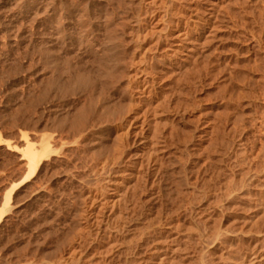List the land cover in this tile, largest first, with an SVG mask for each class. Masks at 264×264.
Here are the masks:
<instances>
[{"label": "rangeland", "instance_id": "rangeland-1", "mask_svg": "<svg viewBox=\"0 0 264 264\" xmlns=\"http://www.w3.org/2000/svg\"><path fill=\"white\" fill-rule=\"evenodd\" d=\"M0 214V264H264V0H0Z\"/></svg>", "mask_w": 264, "mask_h": 264}, {"label": "bare ground", "instance_id": "bare-ground-1", "mask_svg": "<svg viewBox=\"0 0 264 264\" xmlns=\"http://www.w3.org/2000/svg\"><path fill=\"white\" fill-rule=\"evenodd\" d=\"M111 2V1H110ZM125 3V2H124ZM136 3V2H135ZM137 5V4H136ZM118 6V5H117ZM120 6V5H119ZM134 6H135V4H134ZM142 6H144V5H142ZM121 7V6H120ZM137 7V6H136ZM138 7H139V5H138ZM137 7V8H138ZM135 8V7H134ZM136 8V9H137ZM148 8H149V4H148ZM87 9V8H86ZM139 9V8H138ZM138 9H137V11H138ZM142 8H140L139 10H141ZM150 9V8H149ZM167 9V8H166ZM84 11V10H83ZM137 13V12H136ZM135 13V14H136ZM144 14V13H143ZM142 14V15H143ZM142 15H140V16H142ZM134 16H137V15H134ZM144 16V15H143ZM133 17V16H132ZM155 17V16H154ZM160 17V16H159ZM133 18H135V17H133ZM140 18V17H139ZM137 19V18H136ZM135 20V19H134ZM175 21V20H174ZM81 22V21H80ZM87 24V23H86ZM91 24V23H90ZM129 26V25H128ZM91 28V27H90ZM89 28V29H90ZM145 28V27H144ZM165 28V27H164ZM115 29H117V28H115ZM123 29V28H122ZM121 29V30H122ZM130 29V28H129ZM93 30V29H92ZM169 30V29H168ZM123 31V30H122ZM170 31V30H169ZM83 32V31H82ZM85 32V31H84ZM116 33V32H115ZM180 33V32H179ZM83 34V33H82ZM111 35V34H110ZM115 35V34H114ZM119 35V34H118ZM118 35H117V37H118ZM129 35V34H128ZM80 36H81V34H80ZM109 36V35H108ZM122 37V36H121ZM164 37V36H163ZM168 37V36H167ZM106 38H107V36H106ZM83 39V38H82ZM163 39V38H162ZM159 40V39H158ZM161 40V39H160ZM127 41V40H126ZM163 41V40H162ZM161 41V42H162ZM180 42L182 41V40H179ZM79 42V41H78ZM81 42V41H80ZM79 42V43H80ZM106 42V41H105ZM104 42V43H105ZM127 42H129V41H127ZM135 42H136V40L134 41V44H135ZM138 42V41H137ZM103 43V44H104ZM110 43V42H109ZM120 43H122V42H120ZM71 44V43H70ZM77 44V43H76ZM85 44V43H84ZM106 44V43H105ZM104 44V45H105ZM121 45V44H120ZM127 45V44H126ZM89 47V46H88ZM122 47V46H121ZM139 47H140V45H139ZM112 48V47H111ZM111 48H110V46H108V45H106L105 46V49H103L102 50V55L100 56V55H97V56H99V58H97V60H95V64H96V70L95 71H97V76L96 77H91L90 75H88V74H82V72H81V74L82 75H78V76H76L77 78H75V80H74V82H73V84L71 83V84H67V92L71 89V87H72V89H74V88H76V89H78L79 91L80 90H83V89H86L89 85H91V84H93V83H95V81H96V78H98V81H99V83L97 84V85H99V86H96V88L98 87L100 90L102 89L101 87L105 84V78H106V76L109 74V72H110V65H111V62H112V59H113V57H114V55H113V57H112V55H111ZM101 49V48H100ZM135 49H136V47H135ZM140 49V48H139ZM92 50H94V49H92ZM72 51V50H71ZM134 51L135 50H133L132 52L134 53ZM138 51V50H137ZM177 50H175V52H176ZM95 52V51H94ZM115 52H116V50H115ZM173 52V51H172ZM100 53V52H99ZM132 53V54H133ZM174 53V52H173ZM90 54V53H89ZM98 54V53H97ZM164 54V53H163ZM169 54V53H168ZM79 55V54H78ZM92 55V54H91ZM94 55V54H93ZM141 55V54H140ZM139 55V56H140ZM176 55V54H175ZM116 56V55H115ZM134 56H136V55H134ZM163 56V55H162ZM170 56H172V55H169L168 57H170ZM88 57V56H87ZM141 57V56H140ZM157 57V56H156ZM167 57V58H168ZM154 58V57H153ZM173 58V57H172ZM93 59H95V58H93ZM134 59V58H133ZM191 59V58H190ZM189 59V60H190ZM69 60V59H68ZM80 60V59H79ZM179 60V59H178ZM91 61V60H90ZM114 61V60H113ZM175 61V60H174ZM187 62V61H186ZM93 63V62H92ZM157 63V62H156ZM165 63V62H164ZM113 64V63H112ZM152 64H154V63H152ZM188 64V63H187ZM94 65V64H93ZM151 65V64H150ZM181 65V64H180ZM74 66H77V65H74ZM80 66V65H79ZM170 66V65H169ZM73 67V66H72ZM94 67V68H95ZM151 67V66H150ZM168 67V66H167ZM166 67V68H167ZM175 67V66H174ZM178 67H180V66H178ZM94 68H91L92 70L94 69ZM168 68H170V67H168ZM75 69V68H74ZM79 69H80V67H79ZM78 69V70H79ZM175 68H171V69H166L167 71H171V72H173L174 73V71H178V70H174ZM183 69V68H182ZM181 69V70H182ZM77 70V69H76ZM158 70V69H157ZM81 71V70H80ZM82 71H83V69H82ZM155 71V70H154ZM159 71V70H158ZM167 71H165V72H167ZM73 72H75V71H73ZM165 72H162V73H164V74H166ZM171 72H169V73H167V74H170ZM182 72H184V70L182 71ZM181 72V73H182ZM124 73L126 74V72L124 71ZM131 74H132V70H131V72H130ZM161 73V74H162ZM119 74H121L122 75V73H119ZM128 74V73H127ZM172 74V73H171ZM75 75V74H74ZM137 74H133V75H130L129 76V74H128V77H130V79L127 77L126 79H129L128 81H126V82H128V86L126 85V87L128 88V90H129V92H130V95L128 96V97H131V98H128L129 99V102H128V99H127V106H125L124 104V106L127 108L128 107V109H126L124 106V108H122V110H124V109H126V111L124 110V113H126L127 112V110H130V108L132 107V105H134L133 104V102H134V100L132 101V97H133V95H135V91H138V92H140V93H144V89H142L144 86H145V84H142L140 81H138V80H135V76H136ZM153 75H154V73H153ZM152 75V76H153ZM163 75V74H162ZM120 77V76H119ZM137 77V76H136ZM162 77V76H161ZM171 77H173V76H171ZM122 78V77H121ZM168 78H169V75H168ZM174 78V77H173ZM175 78H176V76H175ZM174 78V79H175ZM189 79V78H188ZM154 80V79H153ZM171 80V79H170ZM68 81H69V79H68ZM71 81V80H70ZM73 81V80H72ZM155 81V80H154ZM176 81V80H175ZM126 82H124L125 84H126ZM153 82V81H152ZM177 82V81H176ZM164 84V83H163ZM123 88V87H122ZM98 89V90H99ZM126 89V88H125ZM85 91V90H84ZM84 91H81V92H84ZM118 91V90H117ZM126 91H127V89H126ZM147 91V90H146ZM100 92V91H99ZM137 92V93H138ZM166 92H167V90H166ZM127 93V92H126ZM139 93V94H140ZM168 93V92H167ZM87 95V94H86ZM126 95H128V93L126 94ZM141 96V95H140ZM91 97V96H90ZM85 98V97H84ZM127 98V97H126ZM139 98V97H138ZM141 98H143V97H141ZM69 99V98H68ZM125 99V98H124ZM73 100V99H72ZM89 100V99H88ZM123 100V99H122ZM121 100V101H122ZM120 101V102H121ZM88 102V101H87ZM139 102V101H138ZM87 104H89V103H87ZM119 105V104H118ZM132 108H134V106L132 107ZM101 109V108H100ZM104 109V108H103ZM102 109V110H103ZM80 112V111H79ZM81 113H82V111H81ZM106 113V112H105ZM124 114H122V116H123ZM105 116H106V114H105ZM118 116V115H117ZM117 116H115V117H117ZM131 116V115H130ZM91 117V116H90ZM104 118V117H103ZM95 121H100V120H97V118L96 119H94ZM116 120H117V118H116ZM104 121V120H103ZM115 121V120H114ZM118 121V120H117ZM70 123L69 124H67L70 128H75L76 126H77V124H76V122H71V121H69ZM119 122V121H118ZM95 125V124H94ZM114 125V124H113ZM116 125H117V123H116ZM78 128V127H77ZM119 128V127H118ZM81 129L82 128H80L79 130H78V132L80 133V131H81ZM84 130V129H83ZM81 132H83V131H81ZM85 132V131H84ZM119 134V133H118ZM121 134V133H120ZM82 135V134H81ZM72 139V138H71ZM118 139V138H117ZM43 140V139H42ZM74 140V139H73ZM121 140V139H120ZM159 140V139H158ZM119 141V140H118ZM122 141V140H121ZM121 141H119V142H121ZM46 142V141H45ZM42 143H43V141H42ZM157 143V142H156ZM116 144H117V142H116ZM27 145V149H26V158H27V165L29 166V174L26 176V177H24L23 179H21V180H19L15 185H14V187H12V188H10V189H8V191L5 193V196H6V200L9 202V200L10 199H12L11 197H12V194H13V191L14 190H17V189H20V187L24 184V182H25V180L27 179V178H29L30 177V175H32V174H34L35 172H36V170H37V165L39 164L37 161V157H36V155H37V153L36 152H34L33 150V148H32V145L30 144V143H27L26 144ZM41 145H45V144H41ZM115 145V144H114ZM120 145V144H119ZM43 146H42V148H43ZM48 147L49 146H46L45 148H44V153H48L47 152V149H48ZM35 148V147H34ZM117 148H118V146H117ZM116 148V146H115V149H117ZM53 148H51V150H52ZM120 150V149H119ZM147 150V149H146ZM150 150V149H149ZM147 154H149V153H146V155ZM43 155V154H42ZM46 155V154H45ZM142 162V161H141ZM216 163V162H215ZM140 164V163H139ZM145 164H143V166H144ZM141 166V165H140ZM154 167V166H153ZM168 167V166H167ZM39 169H41V168H39ZM144 169V168H143ZM160 169V168H159ZM142 170V169H141ZM143 171H145V170H143ZM147 171V170H146ZM143 174V173H142ZM145 174V173H144ZM141 175V174H140ZM146 178V177H145ZM153 179V178H152ZM152 179H151V181H152ZM147 180V179H146ZM153 182V181H152ZM233 183H236V182H233ZM177 184V183H176ZM238 184V183H237ZM235 184H233V186H234ZM147 186V185H146ZM149 186V185H148ZM175 186V185H174ZM180 186V185H179ZM237 186V185H236ZM143 187V186H142ZM145 187V186H144ZM145 189V188H144ZM235 189V188H234ZM146 191V190H145ZM143 192H144V190H143ZM148 193V192H147ZM4 200V199H3ZM6 200H5V202H6ZM7 202V203H8ZM7 203H5L4 205H6ZM10 203V202H9ZM6 208V207H5ZM8 209V208H7ZM10 209H12V208H10ZM6 210V209H5ZM9 210V209H8ZM259 210H260V208H259ZM0 220H1V214H0ZM218 237V236H217ZM221 237V236H220ZM226 237V236H225ZM223 239V238H222ZM69 249V248H68ZM127 250V249H126ZM69 255V254H68ZM64 258V257H63ZM62 259V258H61ZM64 260V259H63ZM137 260V259H136ZM101 263V262H100ZM63 264V263H62ZM204 264H206V263H204Z\"/></svg>", "mask_w": 264, "mask_h": 264}]
</instances>
